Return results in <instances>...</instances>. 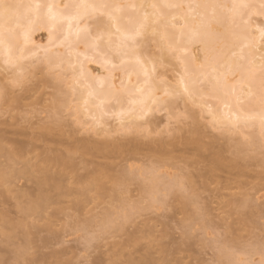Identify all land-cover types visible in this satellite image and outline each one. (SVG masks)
<instances>
[{
	"label": "bare ground",
	"instance_id": "1",
	"mask_svg": "<svg viewBox=\"0 0 264 264\" xmlns=\"http://www.w3.org/2000/svg\"><path fill=\"white\" fill-rule=\"evenodd\" d=\"M6 2L14 4L39 2L42 4L63 6L66 3L77 2V0H6ZM84 2L137 5L169 2L182 3L184 5L216 4L230 6L234 0H84ZM144 11L151 14L153 10L150 8L136 9L135 11L127 9L121 14V19L118 21V24L112 25L111 27L113 33L111 39L113 44L118 43L123 38L121 33L130 32L137 27ZM163 11L164 17L159 22H156L155 18L150 15L146 27L143 30V35L137 38V42L130 44L129 47L124 49L127 55L123 64H119L116 60H112L111 64L107 63L105 58L92 47L91 41L86 39L84 32H80L79 35H77L75 27L76 22H72V28L71 31H69L68 23H53L48 18L46 11H42L41 14L37 16L21 8L10 19L5 18L0 20V26L3 27L6 35H8L9 30H11L12 56L14 59L19 58L16 67L7 65L4 61L8 56V49L7 47H0V63L3 64H0V70H11V73L14 75L12 76L17 78V73L21 70L24 73L25 67L34 70V68L39 69V65L41 64L45 66L44 69L42 67V72L46 69L45 74L49 72L50 64H58L61 69L58 74L53 75L51 73V76L49 75L50 78L52 77L49 82L51 83V80H56L54 81L55 83H52H54L55 87L58 86L56 88L53 86L54 89H57L56 94L58 95L54 96V98L57 97V99L53 101L56 112L54 113L52 124H55L51 125V123H47L49 126H47V124H45V126L42 124V126L36 127L40 130L38 135L36 134L37 137H30L21 142L7 138L8 135L5 136L7 134H5V132L0 134V182L4 185L7 183L6 185H8V180L15 178L20 173L17 166L21 162H25L23 169L25 173L27 172L33 177L41 175V177H36L39 194L35 200L30 201L27 206L22 209L27 218L32 215L39 216L50 205V200L43 191L45 187L57 192L66 191V193L70 194L72 188L67 184L68 182L65 183V180L66 177H68L67 175L70 174L69 172L75 168V162H73L74 154L80 152L83 158L88 155L90 158L93 154L92 158L99 155V157H102L99 158L101 160L103 158L106 160L112 158L111 163L109 161V163H104L102 161L104 165L98 163L99 165L96 168L100 166L102 170L101 168L95 169L94 166V168H92L94 170L91 171V169L88 170L86 167V171H88L87 174L85 172L84 177L81 179L79 178L77 183L75 180L74 183L76 187L74 189V195H76L77 198L80 197L77 200L78 205V203H81L82 197L85 198L92 193H99L104 190V179L108 178L110 171L115 170L117 167H115L116 164L113 162L116 155H120L119 157H121V154H125L126 156L122 155L123 159L124 157L128 158L127 156L130 153V155H138L139 153L141 155V151L147 149L148 152L145 154L144 159L148 158V160H144V163L148 162V164H145V166L144 164L141 166L142 163L140 166H136L138 163L135 165V161L137 162V155L135 158L130 156L131 158L129 157V159H127L128 161L130 160V162L133 161L134 165H131V163L127 165L128 161L126 162L125 158L127 166H125L124 163L123 168H125L123 169L121 167L120 170H123V177L129 176L130 181L135 180L134 182L138 180L141 181L142 183L139 187L142 186L140 187V191H142L141 194L143 193V198L153 202V204L154 202L155 204L160 202L159 204L164 205L170 199L169 197L172 196L174 198L178 196L179 198H176L183 203V213L185 214L187 223H185L184 218L182 219L184 221L182 222L181 220V222L185 224L189 222L197 223L198 221H203V219L198 220L197 218L199 217L196 218L194 216L199 215L201 218L202 215V218L205 220L210 217L208 216L210 213H207V215L204 214L205 212L203 211L196 210L198 208L197 205H195L197 202H192L194 198L198 197L197 193H195V183L191 182L190 178L192 179V177L187 175V166L184 170V167L181 166V168L178 164L181 162L184 163L186 159L187 162L188 160H192V163L199 166L197 161H199L198 158L200 156L205 158L204 161L206 162V166L205 164L204 166L207 167L210 172L218 169L220 170V168H224L225 170L238 169L242 171L244 167L241 165L240 161L249 159L250 156L248 153L250 151L262 148V140H264V137L261 135V118L264 116V110H262L257 96L250 95V91L255 93L257 90L255 87L249 88V80L245 71L246 66L252 62L258 67L260 62L259 57L264 53V48L261 47L259 34L255 33L253 30L255 41L249 46V41L243 39L248 33L244 32L243 26L238 19L235 22L232 21L227 9L216 8L215 15H213L212 8L202 7H183L181 9H164ZM173 17H175V20L172 19ZM95 18L97 19L95 20ZM129 18L132 20L131 23L129 22ZM208 21H212L210 27L208 26ZM110 23L107 17H99L98 19V16L93 15L91 18L80 22V27H87L95 34L98 27L102 29L104 25ZM182 25L183 27H181ZM117 26L120 28L121 33L115 32ZM39 30H45V32L48 33V37L46 35L47 41L43 42L34 36L35 32H39ZM194 32L199 35L190 41V36ZM181 33H183V35ZM165 34L167 35V39L163 38ZM151 42H155L156 48L160 50L158 55L151 52ZM169 44L176 48L177 51H170L168 47ZM56 45L61 46L58 52L52 51V48ZM137 60H139L140 63H137ZM173 60L178 61L177 66L179 68H177V70L175 69L176 72L174 71L176 76L171 78L167 76L168 74H166V72H160L159 69L167 63L170 64ZM92 62L100 63L106 72H95L96 68L93 69L90 66ZM112 64H116L117 66L113 68ZM237 65H244L245 68H238ZM185 68L187 72H185ZM28 71H26L27 74L30 73V71L29 73ZM33 72L31 73L33 74ZM47 75L48 74H46V76ZM32 76H35V74ZM181 76L185 77V83L189 86L188 94L182 91L183 84L181 83ZM49 77L47 76L46 79ZM110 77L113 78L112 82H114L118 88L121 81H123L124 89L118 97L111 95V90L108 87ZM34 78H36V76ZM30 79H32V77ZM74 81H78L79 83L70 87V85H73ZM8 82L10 81L8 80ZM85 85H92L93 88L97 90L98 95L90 97ZM62 87L66 92H64L65 90H61ZM58 88L63 94L62 92L61 94L57 93L59 92ZM59 94L66 96H63V100H59L61 97ZM1 96L2 94H0V97ZM178 100H182L184 113H186L187 118L191 119L194 124V127L189 131V136L180 143L176 139L175 134H178L179 130L182 128L170 127L171 122L169 121L170 118L176 117L173 110ZM64 109L65 111L69 109L68 113L70 111L71 115H69L72 119L69 120L72 121L70 123L71 125L66 123L68 121H64L68 120L67 118L63 120L62 117L64 114L63 116L59 115V112L61 113L62 110V112H64ZM15 110L16 109H14V111ZM57 110L61 111L57 112ZM163 111L167 112L165 117L168 120L163 128H161L154 119ZM200 118L206 121L204 125H201L199 121ZM9 124L11 123L9 122ZM67 126H73L74 130L72 129L73 131L71 130V132L69 130V133L66 129L68 128ZM202 126H205L212 132H217L218 136L213 143H219L218 140L223 139L220 141L224 142L225 147L222 149L216 147V144L204 143L201 138L203 133L201 130ZM33 128L35 127H32V129ZM62 129L65 131H62ZM21 131L24 132V130ZM56 131L62 134H67L68 132V136L71 138L78 135L76 136L77 138L80 133L81 135L85 133V135L87 134L85 137L90 135L93 137L91 139H94V141L92 140V142L90 138L89 141H85L86 138H84L82 142L77 141L78 144L76 145L78 146H74L75 142H71V144L74 143V147L72 146L70 149L66 148L68 150H66L67 152L65 154L63 152L64 155L61 154L62 150H57V152L54 151L53 153L50 151V147H48L46 149H49V151L43 149L45 151L44 153L42 150L45 156L42 153L36 155V158L40 157V154L41 156L43 155L38 158L43 164L38 166H35L36 164H31L30 160H27V157L33 150H29L28 145L34 147L37 141L43 144L44 140L42 139H45L46 136V139H48L49 135V138L52 140L53 136L51 135L55 136ZM62 134L61 136H64ZM120 136L124 139L126 138V140L121 137L122 141L121 138H119ZM64 137H66V135ZM34 140L35 144H33ZM51 140L49 141L50 143ZM45 142L46 141H44V143ZM45 144H48V146L50 145L48 142ZM53 145L54 144H52V146ZM56 145L57 144H55V146ZM181 145L186 149L189 147L192 148V151H194L192 156H194L191 157V159H187L186 156L184 157L186 152L181 153L184 150L178 151V147ZM225 153H229L230 156L225 157ZM87 158L86 160H88ZM181 158H183V160L178 163V160ZM192 158L196 159L194 160L195 162H193ZM81 160L83 161V159ZM88 161H90V159ZM199 163L202 162L199 161ZM53 164L55 165L53 166ZM49 165L53 168H48ZM67 170L70 171L67 172ZM74 170L72 171L73 174L76 172ZM106 170L109 173L105 172ZM5 176L8 177L7 182H5ZM114 181L115 186H118L120 183L119 179L116 178ZM139 181L138 184H140ZM245 203L246 202L243 204ZM189 204L190 207H192L191 209L190 207L188 208ZM131 207L136 206L131 205ZM138 207L139 206L136 207V211ZM185 207L189 209L188 211L192 210L191 213H194V215L190 212H186L187 210ZM128 209L123 212V220L126 221V223L129 219L132 220V213L134 214L133 211ZM186 213H189V215L187 216ZM190 214L191 218H193L191 219L192 221H189ZM114 223L120 224L116 223L111 217L106 218L104 221L106 227L104 226V228H107L110 224L113 226L112 224ZM24 225L23 223L19 224L20 227H24ZM121 226L122 224H120V226L118 225L119 228ZM185 228L187 229L188 226ZM150 230L152 231V228L148 231ZM27 231L23 232L27 233ZM29 231L33 233L35 229H32L33 232L31 230ZM30 233L28 232L25 236H30ZM25 236H23L24 239H26ZM136 239L139 240V238L133 237L130 241L133 240L132 242L136 243ZM229 249V246H225L226 251L224 247L220 249L221 253L219 252L218 258L222 259L219 261H225L230 258ZM163 251L164 254L166 252V258H168L169 253L167 257V252H169V250L164 249ZM20 252L21 251L17 254L19 257ZM122 253L123 252H116L108 258L106 262L103 261L101 264H118L120 261H124L125 264H154V261L148 254H144V258L141 256L142 258L138 257L137 259L131 255H127L128 259H124L125 255ZM120 257H122L123 260ZM118 260L120 261L118 262ZM180 263L179 261L178 264ZM56 264L62 263L57 261Z\"/></svg>",
	"mask_w": 264,
	"mask_h": 264
},
{
	"label": "rangeland",
	"instance_id": "2",
	"mask_svg": "<svg viewBox=\"0 0 264 264\" xmlns=\"http://www.w3.org/2000/svg\"><path fill=\"white\" fill-rule=\"evenodd\" d=\"M96 19L97 18H95V20ZM35 34L34 36L41 41H47L46 38L48 37V33L45 32V30H39V32H35ZM155 45V42H151L150 50L155 55H158L160 50L156 48ZM60 49L61 46L56 45L52 48V51L58 52ZM0 64L3 65L2 63ZM97 64V62H92L90 66L93 69L96 68L95 72L97 73H105L106 71L102 68V65L100 63ZM40 65L39 69L34 68L36 71L32 69L34 72L30 68L29 70L25 67L24 76L28 78L26 77L22 87H12L10 82H8V80L11 81L12 78L16 79L13 77L14 75L11 73V70H0V90L5 88L3 94L7 97L6 98L3 94L0 97V134L4 132L5 134L7 133L5 136L8 135L7 138L11 140L13 139L20 142L25 141L30 137H35L36 134L38 135L40 130L36 127H40L42 124L45 126L47 123H51V125L55 124H52V122L54 113L56 112L53 101H56L57 97L54 98V96H58L56 94L57 89H54V81L56 80H51L50 83L49 81L52 77L50 78L49 75L51 76V73H46L49 77L46 79V69L42 72V67L44 69L45 66ZM177 65L178 61L173 60L170 64L167 63L163 67H160L159 71L166 72L168 77L173 78V76H176V74H174L176 72L175 69L177 70V68H179ZM26 71H28L29 74H27ZM31 72H33V74ZM40 73L43 75L41 76ZM34 74L36 78L32 76ZM30 76L32 79H30ZM61 90L64 91L65 89L62 87ZM61 92L59 91L57 93L61 94ZM64 92H66V90ZM60 94L59 96L61 97L58 98L59 100H63L66 95ZM182 104V100L177 101L175 109L173 110L176 117L169 119L171 122L170 127L182 128L179 130L178 134H175L179 143L183 142L185 138L189 136V131L194 127L191 119L187 118L186 113H184L185 111ZM14 109L16 110L14 111ZM68 110L69 109L65 111L64 109V112H62L63 110H59L61 113L57 110V112L62 116L64 114L62 117L63 120L67 118L68 120L64 121H68L69 123H66L71 125L70 123L72 121L69 119L72 118ZM165 115H167V112L163 111L154 119L161 128H163L168 120ZM199 121L201 125L206 123V121L201 118ZM9 122L11 124H9ZM31 126L35 128L32 129ZM47 126L49 125L47 124ZM73 128V126H69L66 129L68 132L69 130L71 132ZM63 129L62 131H65ZM21 130H24V132ZM201 130L203 132L201 138L204 143L210 144L216 140L218 136L217 132H212L205 126H202ZM68 132L67 134H62L56 131L55 136L51 135L53 136L52 140L49 138L50 135L48 139H46L47 136L45 139H42L46 141L45 143L48 142L50 144L49 146L45 144L44 141L43 144L37 141L34 147L28 145V149H32L33 152L28 155L27 160H30L31 164H36L35 166L42 165L43 163L40 162L41 160L38 158L43 155L45 156V154L42 153L43 149L46 151L51 149L50 151L53 153L54 151L57 152V150H62L61 154H63V152L65 154L67 152L66 150H68L66 148L70 149L73 146L74 143L71 144V142H75V146L78 142H82L84 138L88 139H85V141H89V138L91 141H94V139H91L93 137L90 135L87 136L88 138L85 137L87 135H85V133H82L84 137L80 133L79 137L76 138V136H78L76 135L74 138H71L68 136ZM61 134L64 136L66 135V137L61 136ZM121 137L122 136L119 138ZM50 140L51 143L54 144L53 146L49 142ZM124 140H126V138ZM220 140H218L219 143L213 144L223 149L225 145L224 142ZM33 144H35V140ZM55 144L57 145L55 146ZM48 147L50 148L46 149ZM180 150H184L181 153L186 152L184 157L186 156L187 159H191V157L194 156H192L194 151H192L191 147L186 149L181 145L178 147V151ZM147 152V149H143L141 155L140 153L138 154L139 156L136 154L137 162L135 161V165L138 163L136 166H140L141 163V166L143 164L144 166L148 164V162L144 163V160H148V158L144 159ZM39 153L43 155L41 156L40 154V157L36 158V155ZM78 153H76L77 155H73L75 159V161L73 159V162H75V168H73V170L75 169L74 171L76 172L73 174V170L71 172L67 170L70 174L66 177V180L67 178L68 180H65V183L68 182L67 184L72 188L70 194L66 193V191L57 192L45 187L43 191L47 195V198H49L50 205L39 216L32 215L27 218L22 209L26 207L30 201L35 200L39 194L36 177H41V175L33 177L27 172L25 173L23 171L25 162H21L17 166L20 173L15 178L8 180V185H6L7 183L4 185L0 182V264H17L19 261H26L27 264H56L57 261H60L62 264H101L103 261L106 262L107 259L116 252H123L122 254L125 255L124 259H128L127 255H131L137 259L144 254H148L154 261V264H168L169 260H171L169 264H178L179 261L181 262L180 264H217V262H220L219 260L222 259L218 258L220 249L224 247L225 250V246H229L230 249L255 251L256 258L259 259V248L261 243L264 242V150H262V148L250 151L248 153L250 158L245 161H240L241 165L244 167L242 171L238 169L225 170L224 168H220V170L218 169L210 172L207 167H205V158L200 156L198 159L202 163L197 161L199 166L192 163V160H188L190 163H188L186 159L184 160L186 163H180L179 161L183 160V158L178 160V163H180L178 166L184 167V170L187 166L186 172L189 173H187V175L192 177V179L189 177L190 181L195 183V193H197L198 197L194 198L192 202H197L195 204L198 207L196 210L203 211L205 212L204 214L210 213L209 215L207 214L210 216L208 217L209 219L206 218L205 220L202 218V215L201 218L197 215L200 213H197V216L194 217H199L197 219H203V221L197 220L198 222H195L196 224L191 222L185 224L187 222L185 214L183 213L184 207L182 201L176 198L178 196L174 198L172 196V198L169 197L171 200L167 199L168 202L164 205L159 204L160 202L156 204L154 202L153 204V202L143 198V193L141 194L142 191H140V187L142 186L139 187L142 183L141 181L138 180L140 183L138 184L137 180V182H134L135 180L130 181L129 176L123 177V170H120L121 167L123 168L124 163L125 166L134 163L133 161L130 162V160H127L130 156L133 158L136 157V155H130L131 153L129 155L127 153L128 158L124 157V160L122 159V155L126 156L125 154H121V157H119L120 155H116L113 162L116 164L115 167H117L115 170L110 171L108 178L104 179V190L99 193H92L85 198L82 197L81 201L79 200L81 203L77 205V200L80 197L77 198L76 195H74V189L76 187L74 183L75 180L77 183L79 178L81 179L84 177L85 172L87 174L88 171H86V167L88 170L91 169V171H93L94 169L92 168H94V166L95 169L101 168L100 166L96 168L99 165L98 163L104 165V163H111L112 161V158L107 160L103 158L101 160L99 158L102 157H99V155H97L98 157L92 158L94 154L91 155L92 157L90 158L88 157L89 155L83 158L80 152ZM229 156V153H225V157ZM86 158L88 160L90 159L92 163L86 160ZM125 158L126 162L128 161L127 165ZM81 159H83V161ZM192 159L193 162H195L194 160L196 159ZM54 165L55 164H53V166ZM48 168L53 167L49 165ZM105 172L109 173L107 170ZM116 178H118L120 182L118 186L114 184V179ZM244 202L246 203L243 204ZM190 204L189 206L187 205L188 208ZM131 205L139 207L134 214L132 213V220L129 219L130 222L128 220L126 223V221L123 220L124 210L128 208H130L128 210L131 211L133 208L136 209V207H131ZM191 208L192 207H190V209ZM186 210V212L190 213L192 211H188L189 209ZM186 214L187 216L189 215V213ZM191 214L190 219L188 217L189 221L193 219L191 218ZM192 215H194V213ZM109 217L113 218L116 223L122 224L123 227L121 226L122 228H119L118 225L120 226V224L114 223L117 226L114 224L111 226L110 224V226L104 228L107 224L105 222L106 224L104 225V221ZM183 218L185 219V223H182L184 221L182 220ZM122 221L124 222L121 223ZM20 223H23V225L25 224V228L20 227L22 226H19ZM183 224L187 225L188 228L186 229L185 227L187 226ZM150 228H152V231H148ZM28 229L31 231L35 229V232L32 231L33 233H30ZM23 231H27V233ZM28 232L30 236L26 237L25 234L27 235ZM23 236H25L27 240L24 239ZM131 237L139 238V240L136 239L137 242L135 241L136 243H134L132 242L133 240L130 241V239H132ZM164 249L169 250V252H167V257L169 253L168 258H166V252L165 254L163 253ZM19 251H21L20 257L17 255ZM122 257L120 258L123 260ZM119 261L120 260H118V262ZM118 264H125V262L120 261Z\"/></svg>",
	"mask_w": 264,
	"mask_h": 264
},
{
	"label": "snow or ice",
	"instance_id": "3",
	"mask_svg": "<svg viewBox=\"0 0 264 264\" xmlns=\"http://www.w3.org/2000/svg\"><path fill=\"white\" fill-rule=\"evenodd\" d=\"M183 7L188 8H212L213 15H215V9H227L230 18L233 22L237 19L240 21V24L243 26L244 32L248 33L247 36H244L243 39L249 41V46H251L255 41V33L259 34V39L261 41V47L264 48V0H234V2L229 5H198V4H188L184 5L182 3H152L149 5H137V4H121V3H87L84 0H77V2L66 3L63 6L53 5V4H42L39 2H33L28 4H19V3H8L6 0H0V20L8 18L10 19L14 14H16L19 9H26L29 13H34L37 16L41 14L42 11H46L48 18L53 23L66 22L69 24V31L72 28V22H76V32L79 35L80 32H84L86 35V39L91 41L92 47L99 52V54L105 58L107 63L112 62V60H116L119 64H123L127 52L124 51L130 44H134L137 42V38L143 35V30L146 27L149 16L155 18L156 22H159L164 17V9H181ZM152 9V13H148L144 11L140 21L137 24V27L130 31L121 33L120 28L117 26L115 28L116 33H121L122 39L113 44L112 42V25L118 24V21L121 19V14L125 12V10L130 9L135 11L136 9ZM55 9V11H54ZM93 15L98 16L100 18L107 17L108 21L111 22L108 25H104L103 28H99L93 34L87 27H80V22L85 19L91 18ZM255 18V19H254ZM175 20V17L172 18ZM129 22L132 20L129 18ZM212 21H208V26H211ZM183 27V25L181 26ZM183 35V33H181ZM199 34L192 33L190 36V41L195 39ZM164 39H167V35L163 36ZM0 47H7L8 56L4 61L7 65L11 67H16L17 60L19 58L14 59L12 56V45H11V30H9V34L6 35L2 26H0ZM170 51H177L171 44L168 45ZM22 58V57H20ZM243 59V58H242ZM259 65L258 67L254 62L249 63L246 68L244 65H237L238 68H245L247 73V77L249 80V88H256V92L253 93L250 91V95H256L259 104L261 105L262 110H264V53L259 57ZM137 63H140L137 60ZM117 65L112 64V67L115 68ZM61 71L60 65L58 64H50L49 72L53 75L58 74ZM185 72L187 69L185 68ZM26 77L24 76L23 71H19L17 73V78L10 81V84L15 87H22ZM181 83L183 84V93H189V86L185 83V77L181 76ZM110 83L108 87L111 90V95L114 97H118L122 90L124 89L123 81L119 88L113 81V78H109ZM78 81H74V85L78 84ZM88 89V95L97 96L98 92L92 85H85ZM0 94H3V91L0 90ZM179 94V93H177ZM103 102V101H101ZM261 135L264 137V116L261 118ZM262 150H264V140H262ZM5 182H7L8 177L5 176ZM133 212L136 209L132 210ZM230 258L225 261L217 262V264H264V242L261 243L259 248V259L256 258L255 251L252 250H237L230 249ZM17 264H27L26 261H19Z\"/></svg>",
	"mask_w": 264,
	"mask_h": 264
}]
</instances>
